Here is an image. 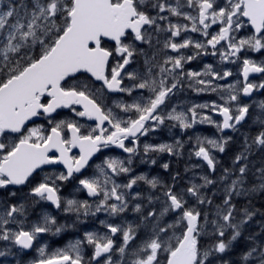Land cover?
<instances>
[{"label":"snow or ice","instance_id":"obj_1","mask_svg":"<svg viewBox=\"0 0 264 264\" xmlns=\"http://www.w3.org/2000/svg\"><path fill=\"white\" fill-rule=\"evenodd\" d=\"M207 56L216 65L188 67ZM229 64L241 79L229 82ZM262 91L264 0H0V264H233L241 240L237 264H264V225L245 235L257 213L237 206L264 192V155L251 159L264 154ZM249 120L255 133L217 175L216 153ZM197 125L215 135L185 139ZM164 130L170 139L153 143ZM185 150L202 163L183 183L169 162L170 182L135 171ZM40 204L67 219H30ZM90 218L98 228L55 252L41 243Z\"/></svg>","mask_w":264,"mask_h":264},{"label":"flooded vegetation","instance_id":"obj_2","mask_svg":"<svg viewBox=\"0 0 264 264\" xmlns=\"http://www.w3.org/2000/svg\"><path fill=\"white\" fill-rule=\"evenodd\" d=\"M253 57H261V54L257 53L256 55H252ZM211 56H207V57H202V60L199 61H193L191 65H189L188 67L192 68L193 70H198L199 67L204 63V62H212ZM211 59V60H208V59ZM116 63V60L115 59H110V65H114ZM203 66V65H202ZM109 71H110V68H109ZM192 92L189 91V90H185V96L189 97V99H191V94ZM181 99H183V97H181ZM60 111L61 115L59 118H67L68 116H70L71 114L67 112V110H58ZM55 115V114H54ZM218 119H220L218 117ZM38 124H41L43 125L44 127H48L47 125V122L46 121H37ZM31 126V125H30ZM207 131H209V129H206ZM193 131H197L196 128L195 130H189L188 134L185 135V139L188 138V135H192L193 134ZM167 130H164V131H161L159 133H157L156 135H158L159 137H164L163 139L165 140H169L170 137L167 134ZM175 132V135H178L180 134L179 132V129H175L174 130ZM153 141H157V138H154ZM190 147V145H189ZM187 151V150H185ZM113 153H118L119 150L117 149H113L112 150ZM73 153L77 154L78 155V149H73ZM157 157H160L159 158V161L157 162L156 165L162 163V158H164V153L163 154H160L159 156ZM57 167L58 169H62V166H55ZM174 169V168H173ZM172 168H170V172L173 170ZM91 171V170H89ZM135 171L136 173H140L142 171H144L146 174L150 175L149 173L146 172V168L141 165V163L139 162V160H137L136 164H135ZM153 175H159L160 178L162 179L161 177V174H165L166 172H164V170H162V168L159 166L158 168H154L153 169ZM162 172V173H161ZM72 189V185L69 184L65 189H64V194L67 195ZM142 190H145L147 191L148 188L146 185H142ZM25 195V192H22L20 193V196L17 198V199H21L23 198ZM84 194H81V198H83ZM0 198H3V197H0ZM48 210L49 212H51L52 214L54 215H57L59 220L63 223L65 222V220L67 219L66 217L60 215L59 213L56 212V210L49 204H40V205H36L34 208H31L30 209V219L32 220H35L38 218V214L42 211V210ZM99 225H98V221L96 219H93V218H90L88 220V222L86 224H82V225H79L77 228L75 229H70L68 231H66L65 233H63L61 236H58V237H43L41 238V243L42 244H46L48 247H47V251L49 253H52V252H55L57 249L59 248H62L64 247L66 244H68L69 242L77 239V238H81L82 237V233L84 230H93V229H96L98 228ZM101 231H104L103 229H101ZM36 253L35 252H31V253H28L27 258H30L32 256H35Z\"/></svg>","mask_w":264,"mask_h":264},{"label":"trees","instance_id":"obj_3","mask_svg":"<svg viewBox=\"0 0 264 264\" xmlns=\"http://www.w3.org/2000/svg\"><path fill=\"white\" fill-rule=\"evenodd\" d=\"M261 96L264 100V91L261 92ZM255 131L256 128L254 125L250 126V124H245L243 127L240 128L239 132L230 134L234 136V139L230 143L226 153L217 154V157L220 160V168L218 169L217 175H219V172L223 169V167H231L234 156L240 151H242L244 136L248 135L249 133L254 134ZM262 155L264 154H256L251 157L253 163L256 164L257 166H259L261 162ZM181 178L183 180V173L181 175ZM256 183H258V181H256L255 178L250 174L248 177L249 186H252L253 184ZM205 191H209V190H205ZM237 206L239 208L250 206L257 213V215L254 216L253 221L247 226L245 235H247L248 233L258 232L260 226L264 225V192L257 190L254 193H252L250 199H239L237 201ZM244 247H245V242L241 240L234 248V250L229 254L233 260V264H237V257L239 255V252Z\"/></svg>","mask_w":264,"mask_h":264},{"label":"rangeland","instance_id":"obj_4","mask_svg":"<svg viewBox=\"0 0 264 264\" xmlns=\"http://www.w3.org/2000/svg\"><path fill=\"white\" fill-rule=\"evenodd\" d=\"M256 54L257 53H249L250 56L256 55ZM210 58L208 60H211L212 63H210V62H204L202 65H204L205 63H210V64L216 65V59H214L213 57H210ZM253 58H260V57H253ZM201 60H202V58L199 59V61H201ZM202 65L199 67L198 70H202V68H203ZM217 66H219V65H217ZM226 67L229 68L234 73V75L229 78V82H233V81H235L237 79H241V77L239 76L240 68H239L238 65L229 64V65H226ZM251 79H259V78L258 77H252ZM221 83H224V82H221ZM191 94H193V96H191V99L190 100L193 101V102L202 103V102H205V101H208V100L216 99V96L215 95H208V97H205L206 95H204L202 97L201 95L200 96H196L195 93H191ZM255 96H256V99L263 100V98L261 96H258V95H255ZM255 111H256V109L254 108L253 109V112H255ZM247 124H250V126L253 125L251 120H249ZM206 129H209V132ZM196 130L197 131H194L195 135H200V136H213V135H215V129L212 128V127L206 126V125H197L196 126ZM166 135H168L169 137H171L172 133L167 132ZM179 135L180 134H178L177 136H179ZM154 138H157V141H152L153 143H159V142H162V141H167V140L163 139L164 137H162V136L159 137L158 135H155ZM217 154L218 153H216V155ZM159 155L160 154H158L157 156H159ZM159 158L160 157H157V160L158 161H159ZM162 159H163L162 160V163L163 162H169L170 163V168H172V169L174 168L171 171V173H177V172H179L180 177H181V175L183 173V180L186 179L187 177H189L191 175L190 172L189 173H186L185 172V166L186 165H191L192 163H202L201 161H196V159L194 157L192 158V160H189L188 159V156H187V151H185L184 156L182 158H180V159H177L176 157H170V156H168L167 153H164V158H162ZM160 164H158V165H151L150 166L149 164L141 163V165H143L146 168V172L150 174L149 176H155V175H153V172L152 171H153L154 168H156V167L158 168L160 166ZM204 168L206 169V165L204 166ZM140 173H145V172L142 171ZM161 177H162L163 180H166L168 182H170V180H171V177H170L169 173L161 174ZM183 180H182V183H183ZM210 188H211V186H210ZM103 218H104L103 215H101L99 217V219H103ZM128 218L129 219H132L133 218L131 213L128 214Z\"/></svg>","mask_w":264,"mask_h":264},{"label":"bare ground","instance_id":"obj_5","mask_svg":"<svg viewBox=\"0 0 264 264\" xmlns=\"http://www.w3.org/2000/svg\"><path fill=\"white\" fill-rule=\"evenodd\" d=\"M239 78H240V77H239ZM192 96H193V94H192ZM196 96H197V95H196ZM196 96H195V97H196ZM188 98H189V97H188Z\"/></svg>","mask_w":264,"mask_h":264},{"label":"water","instance_id":"obj_6","mask_svg":"<svg viewBox=\"0 0 264 264\" xmlns=\"http://www.w3.org/2000/svg\"><path fill=\"white\" fill-rule=\"evenodd\" d=\"M111 42V41H110Z\"/></svg>","mask_w":264,"mask_h":264}]
</instances>
